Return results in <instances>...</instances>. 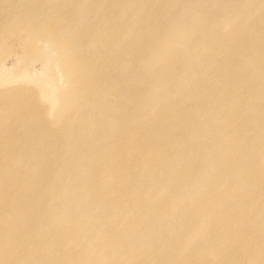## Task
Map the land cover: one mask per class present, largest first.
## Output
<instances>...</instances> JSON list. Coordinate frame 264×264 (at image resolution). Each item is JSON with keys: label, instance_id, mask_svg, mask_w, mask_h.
I'll list each match as a JSON object with an SVG mask.
<instances>
[{"label": "rangeland", "instance_id": "1", "mask_svg": "<svg viewBox=\"0 0 264 264\" xmlns=\"http://www.w3.org/2000/svg\"><path fill=\"white\" fill-rule=\"evenodd\" d=\"M263 122L264 0H0V264H256Z\"/></svg>", "mask_w": 264, "mask_h": 264}, {"label": "bare ground", "instance_id": "2", "mask_svg": "<svg viewBox=\"0 0 264 264\" xmlns=\"http://www.w3.org/2000/svg\"><path fill=\"white\" fill-rule=\"evenodd\" d=\"M54 8V7H53ZM56 10V9H55ZM54 10V11H55ZM52 13H53V11H51ZM50 24H54L53 22L51 23L50 22ZM49 23L48 24H44V26L46 27L47 25L48 26H53V25H50ZM210 27H211V29H215V26H214V24L213 25H209ZM54 27H55V24H54ZM192 28H194L193 26H191ZM206 39V38H205ZM207 42V41H206ZM60 61V60H59ZM51 63V62H50ZM50 63H49V72H50V76H47V77H44V80H42L41 82L40 81H38V79H37V77H35V79H36V81H38V83H39V85H40V88L42 89V93H44L43 94V96L45 97V98H47V97H49L50 99H52L54 102H56V95H57V93H58V89L60 88L59 86H58V82H55V76H54V74L53 73H55L53 70V68H54V65L52 64V65H50ZM53 63V62H52ZM56 63V62H55ZM56 65V64H55ZM42 72V71H41ZM42 74H43V72H42ZM68 75H71V73H70V71H68ZM70 77V76H69ZM54 85H57V87H55ZM254 118L255 119H258V118H260V113L259 112H257L256 113V115L254 116ZM262 126L264 127V122L262 123ZM176 167V166H175ZM218 167H219V164L217 163V167L215 166V168L213 169V170H211L209 173L210 174H208L207 175V177H206V180H205V185H207V184H210V188H215L218 184H217V182H215L214 180H213V176H216L215 174H216V172H217V169H218ZM219 171V170H218ZM257 186H258V183L257 182H253L252 183V185L250 186L251 187V189L250 190H254V189H256L257 188ZM171 188V187H170ZM66 189H68V186H66ZM249 190V194H250V196H251V198H252V195H251V191ZM169 192H170V189H169ZM252 193H255L254 191L252 192ZM80 198H82V199H80V200H77V201H74V202H72V201H70V198L69 197H67L63 202H62V204L64 205V206H66L67 204H78L79 206H77L78 208H80V207H82L83 205H85L86 203V199L84 198V196H82V197H80ZM168 198H170L171 199V202H172V200H173V198L171 197V195H169L168 194ZM195 198H196V196H194V197H192V198H190V199H188V200H186V201H183L182 203H180V202H178L179 200L176 198V200H175V203L174 204H176V205H178V207L179 206H186V205H195L194 203H193V201L195 200ZM72 200H74V198H71ZM175 199V198H174ZM60 203V202H59ZM262 211H264V209L262 210ZM262 211H261V213H260V216L259 217H257L256 218V220L254 221V222H256V224L257 225H259V227H258V229L259 230H262V231H264V218H262V220H261V217H264V213H262ZM135 212V211H134ZM210 215H211V211L210 210H207V211H203L202 212V216H204V217H210ZM205 233H207L208 232V230L206 229L205 231H204ZM264 243H257V245L256 244H253V240L252 239H248V241L245 243V251H248L249 252V257H250V259L252 260V261H254L256 264H264ZM254 252H256V253H254ZM258 252V253H257Z\"/></svg>", "mask_w": 264, "mask_h": 264}]
</instances>
